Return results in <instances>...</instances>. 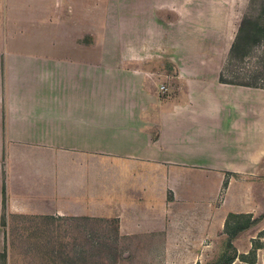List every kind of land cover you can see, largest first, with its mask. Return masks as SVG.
<instances>
[{"label": "crops", "instance_id": "0c3cea01", "mask_svg": "<svg viewBox=\"0 0 264 264\" xmlns=\"http://www.w3.org/2000/svg\"><path fill=\"white\" fill-rule=\"evenodd\" d=\"M248 1L0 0V264L12 215L116 221L133 264L264 215V89L218 80Z\"/></svg>", "mask_w": 264, "mask_h": 264}, {"label": "rangeland", "instance_id": "374dc122", "mask_svg": "<svg viewBox=\"0 0 264 264\" xmlns=\"http://www.w3.org/2000/svg\"><path fill=\"white\" fill-rule=\"evenodd\" d=\"M260 3L261 0H249L243 14H255ZM93 32L100 34L97 30ZM112 33L109 32V37ZM112 47H115L114 43ZM222 71L225 78L230 80L237 77L242 81L252 73L264 78V43L255 47L242 63L227 59L223 62ZM251 97V102H254V96ZM5 223L7 246L15 264H133L135 262V255L132 252L136 242L118 235L113 221L75 219L66 216L12 215ZM125 251H128V254L122 256ZM243 251L248 252V259L258 256L264 260V215L256 217L248 228L238 232L234 237L225 234L220 239L211 262L224 264L228 257Z\"/></svg>", "mask_w": 264, "mask_h": 264}, {"label": "trees", "instance_id": "16d2710c", "mask_svg": "<svg viewBox=\"0 0 264 264\" xmlns=\"http://www.w3.org/2000/svg\"><path fill=\"white\" fill-rule=\"evenodd\" d=\"M264 43V0H261L258 12L244 13L239 22L234 40L229 48L228 58L230 61L243 62L251 51ZM225 78L221 69L218 80L223 84L244 86L264 89V78L257 73L246 76V80L239 81ZM263 81V82H262ZM226 185V183L224 184ZM254 221L251 215L229 213L225 220L224 232L229 237H234L238 232L248 228ZM116 223V221H114ZM117 231V228H116ZM234 255L228 257L224 264H230Z\"/></svg>", "mask_w": 264, "mask_h": 264}, {"label": "built area", "instance_id": "2783aa9c", "mask_svg": "<svg viewBox=\"0 0 264 264\" xmlns=\"http://www.w3.org/2000/svg\"><path fill=\"white\" fill-rule=\"evenodd\" d=\"M161 88L163 89L164 87L161 86Z\"/></svg>", "mask_w": 264, "mask_h": 264}]
</instances>
